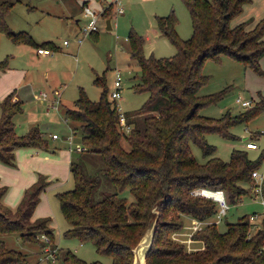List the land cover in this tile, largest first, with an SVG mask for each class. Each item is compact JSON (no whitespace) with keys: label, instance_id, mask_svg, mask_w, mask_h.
<instances>
[{"label":"trees","instance_id":"16d2710c","mask_svg":"<svg viewBox=\"0 0 264 264\" xmlns=\"http://www.w3.org/2000/svg\"><path fill=\"white\" fill-rule=\"evenodd\" d=\"M182 1L191 21L189 39L181 41L175 36L172 16L157 19L159 32L176 49L173 56L144 57L142 38L132 32L126 37L129 60L139 69L134 90L147 93L145 102L133 114L126 113L131 125L126 136L117 130L116 113L113 102L107 100L103 77L92 79L93 85L100 89L97 101H89L79 89L73 108L64 109V118L78 123L80 142L84 153L91 157L89 161L99 162L93 175L85 172L80 152L69 162L73 187L56 194L69 226L65 235L91 241L97 253L110 257V264H131L132 249L156 219L145 264H264V220L254 229L248 215L226 223L221 233L213 223L203 225L191 235V240L199 241L202 246L195 252L186 253L181 245L161 239L162 232L168 234L179 228V223L172 224L166 218L177 221L183 215L202 223L215 215V203L193 196L194 190H221L227 205L250 197V173L264 158V150L253 161L247 159L245 152L232 150L228 161L223 162L211 156L214 148L204 139L207 133L233 139L227 127L264 110L263 100L233 118L226 114L213 120L197 113L203 106L219 100L222 93L198 95L206 82L201 74L205 59L217 60L225 55L264 76L257 64L264 55V18L249 30L247 22L230 27V20L250 0ZM10 6L0 2V32L16 44L38 47L27 34L6 27L4 17ZM111 7L112 4L105 7L100 17L111 16ZM13 97L12 92L0 104V161L9 167L15 165L16 149H44L46 145L37 128L24 136L16 135L13 117L20 113L21 104L13 101ZM190 145L196 146L203 158H208L197 163ZM47 185L38 174L37 181L24 192L14 211L2 203L7 189L0 186V234L15 233L24 242L36 244L39 235L52 241L49 219L32 220L39 195ZM100 185L102 188L109 185L112 191L99 193ZM262 192L264 195V182ZM23 261L21 253L7 249L0 241V264ZM61 264L100 263H84L66 251Z\"/></svg>","mask_w":264,"mask_h":264},{"label":"rangeland","instance_id":"374dc122","mask_svg":"<svg viewBox=\"0 0 264 264\" xmlns=\"http://www.w3.org/2000/svg\"><path fill=\"white\" fill-rule=\"evenodd\" d=\"M82 1L84 0H0V2L11 4L4 17L5 25L9 30L27 34L36 46L49 43L57 50L52 53V57L58 56L57 60L39 67L28 65L26 66L28 69L25 68V70L33 72L34 81L38 82L34 94L48 92L56 87L60 100L56 109L48 110H46V102L40 103L32 96L26 98L27 100L22 104L20 103L21 111L13 117L16 135H26L31 129L37 128L40 138L46 145L44 149H22L20 152L23 156L20 161L18 157H15V152L14 167H9L0 161L1 173L8 170L27 174L29 155L33 151H36L39 156L50 157L63 154L67 158L69 156L74 158L78 155L77 152H71L74 147L82 146L78 123L64 121L63 111L65 108H73V102L78 97L79 89L89 101L98 100L100 89L92 83L94 76L104 78L106 97L110 101L108 93L112 88L114 73L118 72L121 79V90L120 98L115 101V104L120 111L133 114L145 102L147 93L134 90L138 84L139 69L128 57L126 37L129 32L142 38L143 56L151 55L154 58H168L176 53L175 47L167 37L159 32L158 18L172 16L174 34L181 41L189 39L192 33L190 17L182 0H119L123 12L111 20V29L106 31L101 22H97L95 33L87 35L80 45H77L75 41L80 37L79 29L85 24L81 13ZM205 1L211 2V0ZM87 6L94 11L89 4ZM112 9L113 7L111 11ZM262 18H264V0H250L242 6L241 12L230 20L229 26L233 27L247 22L246 27L249 30L248 25H251L252 21L258 22ZM262 37L264 39V31ZM10 41L3 32H0V55L10 53L16 48V45ZM63 41H66L68 46H64ZM30 55L29 50L25 51L22 58L30 59ZM8 59L10 60V56ZM257 64L264 74V55L259 58ZM44 68L47 71H44ZM44 72H46L45 75ZM201 74L206 77V82L198 90L199 96L205 97L222 92L219 100L198 110V115L202 117L219 120L227 114L233 118L252 105L259 104L260 99L264 102V76L258 75L225 55H220L217 60L205 59L201 65ZM236 99L248 101L250 106L243 108L236 102ZM68 127L73 129L72 135ZM226 131L233 136V139L223 138L217 133H207L204 136L206 143L214 148L211 156L227 162L232 150H241L245 152L248 160L253 161L264 150V135H259L264 131V110L246 121L229 125ZM51 134L56 135L58 139H50ZM69 134L71 147L67 145L66 140ZM248 140L255 143L256 150L244 148V143ZM123 147H125L124 144ZM190 153L199 164L208 158H203L200 150L194 145H190ZM80 155L81 161L85 164V172L95 174L99 168L98 159L92 163L89 161L91 157L84 151L80 152ZM67 165H63L62 162L45 161L41 162L40 169L48 173L38 172L48 182V185L39 195L34 218L49 219L48 226L51 230L52 241L46 238L47 241L38 240L36 244L24 242L15 233L0 234V241L7 249L23 255L24 261L20 264H61L62 254L66 251L84 263H111L109 256L95 251L91 241H80L77 237L65 235L69 226L61 214L56 194L73 187ZM263 169L264 158L259 171ZM2 184L6 189L11 187L10 182L4 181ZM102 191L111 192L112 188L109 185L102 188L100 185L98 192ZM97 198L98 193H95L94 199ZM260 199L262 198L259 196L253 197L251 190L250 197H243L238 203L228 205L225 215L220 220L213 216L200 224H193L189 217L183 215L179 216L177 221L174 218H166V221L172 224L179 223V228L168 234H165V231L162 232L161 239L181 245L186 253L198 251L202 247L201 243L191 240V235L203 225L213 223L217 231L221 233L226 223H234L239 217L250 214H256L255 220L259 223L262 219L260 215L264 214ZM8 208L14 211L13 208ZM169 227L172 228L170 225ZM252 230L250 229L251 232ZM44 252L55 256L54 262L44 259L43 256L46 254Z\"/></svg>","mask_w":264,"mask_h":264},{"label":"crops","instance_id":"0c3cea01","mask_svg":"<svg viewBox=\"0 0 264 264\" xmlns=\"http://www.w3.org/2000/svg\"><path fill=\"white\" fill-rule=\"evenodd\" d=\"M113 0H84L82 1V5H88L91 6L95 12H99L98 17H97V22H101V25L103 26L104 29V24L103 20L104 18H101V12L107 7L109 4H112V11H111V16L110 18V27H111V20L116 17V12H115V5L112 3ZM121 6V3H120ZM82 8V7H81ZM101 8H104L103 10ZM121 10L123 12V8L121 6ZM82 13V12H81ZM122 14V13H121ZM118 14V15H121ZM106 19V18H105ZM96 22V24H97ZM250 22V20L248 21ZM256 21H252L251 25H248L249 28L251 29L253 25L255 24ZM95 32L90 33L89 35H92ZM95 35V34H94ZM263 36V35H262ZM84 39V38H83ZM82 39V40H83ZM263 39V37H262ZM264 40V39H263ZM11 42V41H10ZM82 42V41H81ZM80 42V43H81ZM14 45H16V48L10 52V53H5L0 55V104L4 100V98L10 94L14 93L13 101L23 103V101L27 100L26 98H30L31 96L38 99L40 103L46 102V105H48L53 99V93L58 92L56 90V87L52 88L48 92H39L38 94H34L35 91L37 90L38 87V82L34 81V73L33 72H27L25 70L26 66L28 65H35L37 67L42 66L43 64H48L51 63L55 60H57L58 56L52 57V53L56 52L57 50L50 44V45H45V46H38V47H33L29 46L26 44H16L12 41ZM77 44V45H80ZM68 46V44L64 45ZM37 48H42V49H48L51 54L49 55H39L36 50ZM31 54L30 59H24L22 58V54H24L25 51H28ZM8 56H10V60L8 59ZM24 60V61H23ZM28 69V68H26ZM44 71H47L46 68H44ZM46 72H44V75ZM36 75V74H35ZM46 77V76H45ZM44 85V83H42ZM58 88V87H57ZM40 93H44L46 96L45 101H42L39 98ZM60 103V100H59ZM0 116H1V109H0ZM64 121H67L64 118ZM68 131L72 135V130L68 127ZM16 127H15V133H16ZM22 134V133H21ZM69 134V136H70ZM18 135V134H17ZM18 135V136H23ZM54 135V134H51ZM67 137V136H66ZM50 139L51 136H50ZM57 136L55 139L52 140H57ZM68 145V144H67ZM33 148V147H30ZM22 149L25 148H18L16 152V156L18 157V161H20L22 155V152H20ZM15 154V153H14ZM30 160L29 161V172L27 174H22V172H11L8 170H4L3 173H1L2 169L0 168V180L2 182H7L11 184L10 189H7L5 195L2 198V203L6 207H11L15 210L17 205L19 204L20 200L23 197L24 192L29 189L36 181H37V176L38 172L41 174L42 173H48L45 171H42L40 168L41 162L45 161H53L55 163H63V165L68 164L71 160V156L68 158L65 157V155L60 154L58 157H50L47 155H40L35 151L33 153H30L29 155ZM67 158V160H66ZM67 165V168H68ZM41 170V171H40ZM69 173V171H68ZM0 182V186L4 185ZM35 212V210H34ZM36 213V212H35ZM38 218H34V213L32 216V220H36ZM193 224H200L192 219L189 218ZM261 221V220H260ZM259 221V222H260ZM49 224V223H48ZM260 223H256V220L252 222V228H257L259 227ZM50 228V227H49Z\"/></svg>","mask_w":264,"mask_h":264},{"label":"built area","instance_id":"2783aa9c","mask_svg":"<svg viewBox=\"0 0 264 264\" xmlns=\"http://www.w3.org/2000/svg\"><path fill=\"white\" fill-rule=\"evenodd\" d=\"M112 3L115 5L116 15L121 14L122 10H121L119 0H113ZM81 12H82L83 18L85 19V24L79 29L80 37L76 38V41H75L77 44H79L84 37H86L90 33L96 31V22H97V17H98V14L95 11L91 10L87 5L82 6ZM62 44L66 45L67 42L63 41ZM36 52L39 55L51 54V52L48 49H42V48H37ZM120 81H121V79L119 77L118 72L116 71L114 73L112 88H111L110 92L108 93V97L113 102V107H114L116 117H117V121H116L117 130L122 135L126 136L131 129V125H130V123H128V115L125 112L120 111L116 107V104H115V101L120 98V90H121ZM53 96H54V99L48 105H46V110L56 109V105L57 104L59 105L58 92H54ZM39 98L42 101H45L46 96L44 93H40ZM236 102L243 108L250 106V102H248V101H242L241 99H236ZM260 134L264 135V131L259 133V135ZM51 138L55 139L56 135H51ZM66 140L68 141L69 147H71L70 136H67ZM244 148L247 150H256L257 146L255 145V143L253 141L248 140L244 143ZM84 150H85L84 147L76 146L73 148V150L71 152H77L78 153V152H82ZM259 167L254 169L250 173V178L252 179V196L253 197L259 196L262 198V199H260V204L262 206V209L264 210V197H263V192H262V184L264 182V169L262 171H259ZM191 194L193 196H199V197H202L204 199L212 200L215 203L216 212H215L214 217L217 220H220V218L225 215V212L228 209V205L225 202L223 192L221 190L197 189V190L192 191ZM260 216L264 220V214H262ZM256 218H257L256 214H250V215H248V222L252 223L255 221ZM36 238L42 242L47 241V239L44 235H39ZM44 253H46L43 256L44 259H46L47 261H50V262H54L55 256L51 255L48 252H44Z\"/></svg>","mask_w":264,"mask_h":264},{"label":"water","instance_id":"95a60500","mask_svg":"<svg viewBox=\"0 0 264 264\" xmlns=\"http://www.w3.org/2000/svg\"><path fill=\"white\" fill-rule=\"evenodd\" d=\"M104 24V30L109 31L111 29L110 27V18L107 17L106 19L103 20ZM155 223L156 219H154L146 231L144 232L143 236L141 239L138 241V243L134 246L132 249V262L131 264H145V257L146 253L149 250L151 246V241L155 229Z\"/></svg>","mask_w":264,"mask_h":264}]
</instances>
